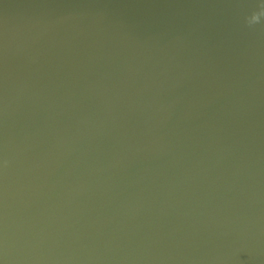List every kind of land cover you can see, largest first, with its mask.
<instances>
[{
  "label": "water",
  "instance_id": "obj_1",
  "mask_svg": "<svg viewBox=\"0 0 264 264\" xmlns=\"http://www.w3.org/2000/svg\"><path fill=\"white\" fill-rule=\"evenodd\" d=\"M0 264H264V0H0Z\"/></svg>",
  "mask_w": 264,
  "mask_h": 264
}]
</instances>
